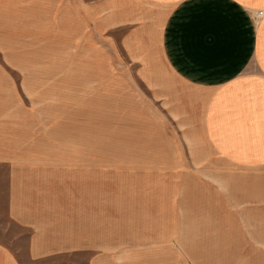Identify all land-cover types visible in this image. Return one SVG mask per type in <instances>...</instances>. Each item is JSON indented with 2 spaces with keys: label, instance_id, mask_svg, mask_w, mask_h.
<instances>
[{
  "label": "crops",
  "instance_id": "1",
  "mask_svg": "<svg viewBox=\"0 0 264 264\" xmlns=\"http://www.w3.org/2000/svg\"><path fill=\"white\" fill-rule=\"evenodd\" d=\"M260 10L264 0H0V264H108L94 239L92 135L62 74L77 72L79 41L100 40L105 57L115 37L150 86L188 101L215 151L248 150L264 146Z\"/></svg>",
  "mask_w": 264,
  "mask_h": 264
},
{
  "label": "rangeland",
  "instance_id": "2",
  "mask_svg": "<svg viewBox=\"0 0 264 264\" xmlns=\"http://www.w3.org/2000/svg\"><path fill=\"white\" fill-rule=\"evenodd\" d=\"M105 49L79 41L77 72L62 74L92 135L94 239L108 264H264V146L215 151L188 101L150 86L115 37Z\"/></svg>",
  "mask_w": 264,
  "mask_h": 264
},
{
  "label": "built area",
  "instance_id": "3",
  "mask_svg": "<svg viewBox=\"0 0 264 264\" xmlns=\"http://www.w3.org/2000/svg\"><path fill=\"white\" fill-rule=\"evenodd\" d=\"M258 16H263L264 15V10L257 11Z\"/></svg>",
  "mask_w": 264,
  "mask_h": 264
}]
</instances>
